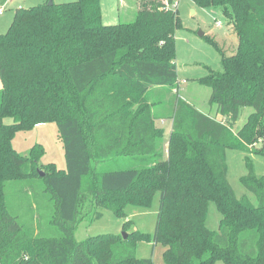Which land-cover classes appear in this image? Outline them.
<instances>
[{
  "label": "trees",
  "instance_id": "1",
  "mask_svg": "<svg viewBox=\"0 0 264 264\" xmlns=\"http://www.w3.org/2000/svg\"><path fill=\"white\" fill-rule=\"evenodd\" d=\"M190 1L220 9L238 38L231 56L217 46L224 72L201 81L216 117L169 95L179 84L182 23L173 0H137L135 21L118 25L104 24L101 0L17 9L0 36V264H153L137 258L142 241L162 244L165 264H264V175L247 159L242 183L257 204L238 199L226 161L227 149L264 156V0ZM166 104L167 156L164 131L155 127L166 117L154 115ZM244 108L254 113L234 133ZM50 122L66 170L41 166L40 145L29 157L13 147L17 132ZM257 143L262 148L252 150ZM123 160L134 167L98 170ZM157 195L153 235L131 231L129 220L126 239L75 238L86 214L98 220L105 209L128 219L127 209H150ZM211 203L221 215L217 231L208 226ZM54 229L58 236L44 234Z\"/></svg>",
  "mask_w": 264,
  "mask_h": 264
},
{
  "label": "rangeland",
  "instance_id": "2",
  "mask_svg": "<svg viewBox=\"0 0 264 264\" xmlns=\"http://www.w3.org/2000/svg\"><path fill=\"white\" fill-rule=\"evenodd\" d=\"M48 0H9L3 6L4 13L0 15V36L6 34L11 27L17 9H29L46 3ZM50 1V0H49ZM54 4L74 3L78 0H51ZM178 11L182 21L181 27L176 30V57L175 63L178 68L179 84L169 95L177 94L184 101L192 104L198 110L213 117L217 116V106H211L209 101L212 90L209 86L201 84V81L211 73H223L224 67L221 62V54L218 49L222 48L228 56L235 53L238 47V38L229 24V21L222 15L220 9L199 8L190 0H177ZM49 3V2H48ZM2 8V6H0ZM103 22L105 25H118L120 23L134 22L138 13L137 0H101ZM203 34V36H202ZM213 39L217 44L210 42ZM218 46V47H217ZM2 87L0 80V89ZM154 115L165 116L158 120L155 127L164 131V150L167 156L169 149V135L172 131L173 121L169 118V105L156 107ZM254 113L253 108L241 110L239 120L233 132L237 133L246 124L249 116ZM220 119L221 117L218 116ZM6 124H11L12 119L7 118ZM37 145L43 147L44 152L39 160L41 166L54 164L60 170H66L64 143L61 139L58 126L54 122L38 125L32 130L17 132L13 140V147L23 157H29L33 148ZM262 148L261 143L251 147ZM247 159L252 163L256 175H264V156L256 153L241 152L227 149L226 161L229 182L237 196L241 199L248 196L256 205L257 201L253 194L247 191L242 183V178L248 174ZM134 164L127 160L100 164L98 170L101 172L115 171L119 169L132 168ZM160 196L157 195L153 206L150 209H127L128 219H122L109 210H99L103 217L93 219V214L85 215L84 220L79 223L75 230V238L83 242L91 237L124 232L123 225L131 221V231H139L153 235L157 222ZM23 213L29 218L30 205L25 204ZM221 221V215L213 203L210 204L208 213V226L211 230L217 231ZM24 222V221H22ZM25 223V222H24ZM26 224V223H25ZM44 234L58 236L57 230H47ZM164 247L158 244L153 248L152 243L142 241L137 246V258H152L153 264H165ZM216 264H224L217 261Z\"/></svg>",
  "mask_w": 264,
  "mask_h": 264
},
{
  "label": "built area",
  "instance_id": "3",
  "mask_svg": "<svg viewBox=\"0 0 264 264\" xmlns=\"http://www.w3.org/2000/svg\"><path fill=\"white\" fill-rule=\"evenodd\" d=\"M179 6V2L177 0H173L172 4L170 5L171 9L177 10ZM4 11V7L0 8V14Z\"/></svg>",
  "mask_w": 264,
  "mask_h": 264
},
{
  "label": "water",
  "instance_id": "4",
  "mask_svg": "<svg viewBox=\"0 0 264 264\" xmlns=\"http://www.w3.org/2000/svg\"><path fill=\"white\" fill-rule=\"evenodd\" d=\"M48 4H49V5H52L53 2L50 0ZM202 36H203V34H202ZM39 174H40L41 177H44V176H45V174H44L43 172H41V171H39ZM122 236H123L125 239L127 238V234H126L125 232L122 233Z\"/></svg>",
  "mask_w": 264,
  "mask_h": 264
},
{
  "label": "crops",
  "instance_id": "5",
  "mask_svg": "<svg viewBox=\"0 0 264 264\" xmlns=\"http://www.w3.org/2000/svg\"><path fill=\"white\" fill-rule=\"evenodd\" d=\"M6 5H7V4H6ZM4 11H5V10H4ZM4 11H3V13H4ZM3 13H2V14H3ZM2 14H0V15H2Z\"/></svg>",
  "mask_w": 264,
  "mask_h": 264
}]
</instances>
